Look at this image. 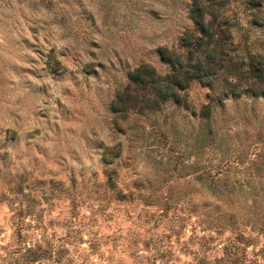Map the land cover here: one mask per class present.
<instances>
[{
  "label": "rangeland",
  "instance_id": "rangeland-1",
  "mask_svg": "<svg viewBox=\"0 0 264 264\" xmlns=\"http://www.w3.org/2000/svg\"><path fill=\"white\" fill-rule=\"evenodd\" d=\"M189 1L0 0V264H264V96L109 107ZM223 1L264 52V0Z\"/></svg>",
  "mask_w": 264,
  "mask_h": 264
},
{
  "label": "trees",
  "instance_id": "trees-1",
  "mask_svg": "<svg viewBox=\"0 0 264 264\" xmlns=\"http://www.w3.org/2000/svg\"><path fill=\"white\" fill-rule=\"evenodd\" d=\"M245 2L251 7L260 4L257 0ZM224 5L223 0H190L192 26L181 33L174 46L158 48L165 70L148 62L130 69L126 84L109 103L111 111L120 115L145 113L160 109L167 101L189 106L188 87L194 81L213 91L199 109L203 119L210 118L214 104L229 95L264 96V52L259 51L256 41L249 42L248 35L234 41V23L227 22Z\"/></svg>",
  "mask_w": 264,
  "mask_h": 264
}]
</instances>
